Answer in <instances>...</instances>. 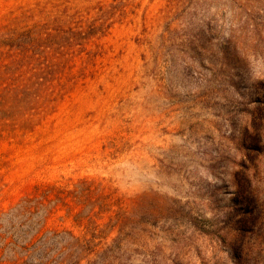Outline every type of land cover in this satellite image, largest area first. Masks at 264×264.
Instances as JSON below:
<instances>
[{"label": "rangeland", "instance_id": "374dc122", "mask_svg": "<svg viewBox=\"0 0 264 264\" xmlns=\"http://www.w3.org/2000/svg\"><path fill=\"white\" fill-rule=\"evenodd\" d=\"M0 264H264V0H0Z\"/></svg>", "mask_w": 264, "mask_h": 264}, {"label": "trees", "instance_id": "16d2710c", "mask_svg": "<svg viewBox=\"0 0 264 264\" xmlns=\"http://www.w3.org/2000/svg\"><path fill=\"white\" fill-rule=\"evenodd\" d=\"M73 26L68 27L72 38H83V31L78 29L77 20H69ZM47 23H36L26 32L28 42L18 51L8 52V61L2 63L9 83L7 85L13 97L38 95L49 87V74L54 63L49 62L45 46L50 43L52 34L47 31ZM75 28V29H74ZM70 38V37H69Z\"/></svg>", "mask_w": 264, "mask_h": 264}]
</instances>
